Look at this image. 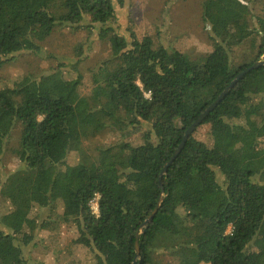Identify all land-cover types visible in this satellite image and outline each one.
Returning <instances> with one entry per match:
<instances>
[{"label": "trees", "instance_id": "1", "mask_svg": "<svg viewBox=\"0 0 264 264\" xmlns=\"http://www.w3.org/2000/svg\"><path fill=\"white\" fill-rule=\"evenodd\" d=\"M122 6L0 0V68L24 53L49 57L43 43L57 26L85 29L87 47L94 38L109 47L87 95L82 76L66 73L63 63L0 88V162L18 128L10 150L17 167L0 184L8 207L0 217V264H25L23 248L36 230L61 225L74 226L73 244L86 249V264H132L135 235L161 194L139 233L137 264H264V66L230 89L196 128L207 126V141L195 130L159 183L185 130L264 55V0H202L212 50L195 59L130 28L128 37L118 33ZM242 46L246 60L233 64L231 54ZM106 128L120 138L139 134L142 143L102 146L90 156L82 140ZM44 209L57 228L37 223L33 215Z\"/></svg>", "mask_w": 264, "mask_h": 264}, {"label": "rangeland", "instance_id": "2", "mask_svg": "<svg viewBox=\"0 0 264 264\" xmlns=\"http://www.w3.org/2000/svg\"><path fill=\"white\" fill-rule=\"evenodd\" d=\"M201 2L202 0H123V6L116 9L118 33L128 37L129 29L127 28H130L138 38L149 36L156 45H161L168 50H177L191 59L198 58L212 50L208 28L201 22ZM86 38L85 29H72L68 25L57 26L43 43V49L49 57L44 54V56L25 53L18 55L0 68V88L5 83L21 77L39 78L63 63L65 66L63 70L66 69V73L75 69L82 76L80 92L83 95L89 94L92 88L91 73L100 62L108 58L109 47L107 41L96 38L87 47ZM245 48L242 46L233 51L231 54L233 64L246 60ZM145 128L146 125L142 124L138 133L144 131ZM194 137L204 142L207 141V126L196 130ZM17 139L18 128H14L7 137V150L0 162V184L4 175L17 167V162L10 152L17 145ZM120 142H128L136 146L142 143V139L139 134L120 138L118 132L106 128L100 129L94 138L82 140L81 146L90 156L96 157L99 147L121 144ZM118 147L119 145L113 149ZM75 156L73 152L68 156L67 161L74 162ZM95 204V201L91 203L94 213H96ZM7 211V205L0 201V217ZM38 211L33 215L37 223L40 225L43 221L48 220L49 222L52 214L48 213V209ZM54 213L60 212L56 210L53 211ZM54 222L53 219L50 220L51 228L52 226L57 228ZM76 236L72 225H61L56 232L37 229L34 241L23 248L25 264L88 263L90 258L86 249L73 244ZM257 248L255 245L250 250L256 251Z\"/></svg>", "mask_w": 264, "mask_h": 264}, {"label": "water", "instance_id": "3", "mask_svg": "<svg viewBox=\"0 0 264 264\" xmlns=\"http://www.w3.org/2000/svg\"><path fill=\"white\" fill-rule=\"evenodd\" d=\"M264 66V55L258 60L255 61L252 65H250L249 67H247L246 69H244L243 71H241L239 74L236 75V77L229 83V85L221 92V94L216 98V100H214V102L208 107L206 108L203 113L200 114V116L198 117V119H196L184 132L182 140L180 142V144L178 145V147L176 148V150L174 151V153L172 154V156L170 157V159L164 164L160 176H159V183L161 182V177L163 174H165L168 166L176 159V157L178 156V154L180 153L181 149L183 148L185 142L187 141V139L192 135V133L196 130V128L202 123V121L210 114V112H212L214 110V108L219 104V102H221V100L227 95V93L230 91V89L246 74H248L250 71L255 70L259 67ZM162 200V194L157 202V205L155 207V209L152 211V213L150 214V216L142 223V225L139 228V232L136 233L135 235V243H134V249H135V257L134 260L132 262V264H137L136 261H140L139 257V241H138V237H139V233H143L144 229L147 227V225L151 222V220L153 219L156 211L159 208L160 202Z\"/></svg>", "mask_w": 264, "mask_h": 264}, {"label": "built area", "instance_id": "4", "mask_svg": "<svg viewBox=\"0 0 264 264\" xmlns=\"http://www.w3.org/2000/svg\"><path fill=\"white\" fill-rule=\"evenodd\" d=\"M95 207H96V209H95V212H97V205L95 204ZM229 229H228V231H227V233H229Z\"/></svg>", "mask_w": 264, "mask_h": 264}]
</instances>
